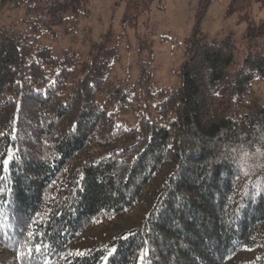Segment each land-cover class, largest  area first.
Instances as JSON below:
<instances>
[{"label":"trees","instance_id":"1","mask_svg":"<svg viewBox=\"0 0 264 264\" xmlns=\"http://www.w3.org/2000/svg\"><path fill=\"white\" fill-rule=\"evenodd\" d=\"M212 1L196 4L179 84L157 89L146 35L133 82L110 75L111 29L89 60L38 44L54 27L75 33L90 0H0L42 10L0 27V264H140L145 252L151 264H264V103L246 100L264 80V17L211 41L200 25ZM252 1L228 0L225 16L246 20ZM160 2L116 0L122 29Z\"/></svg>","mask_w":264,"mask_h":264},{"label":"rangeland","instance_id":"2","mask_svg":"<svg viewBox=\"0 0 264 264\" xmlns=\"http://www.w3.org/2000/svg\"><path fill=\"white\" fill-rule=\"evenodd\" d=\"M116 0H90V15L82 21L73 34H63L59 28H52L49 33L38 37V44L49 46L59 56L64 49L75 52L80 59L89 60L92 47L101 36L111 29L114 37L119 39V58L110 75L118 79L129 77L133 82L138 75V61H147V54H139L136 40L146 35L152 41V84L155 88L168 89L178 85L174 71L184 62L182 41L190 34L193 16L198 0H161L162 8L153 7L151 11L138 19L137 29H122L120 25L122 7L115 9ZM228 0L211 2L204 20L200 25L201 34L211 41H218L228 34L240 40L248 21L257 23L264 17V10L258 8L253 0L247 9L246 20L237 14L225 16ZM30 9V12H28ZM42 10L35 4L24 3L19 7L7 4L0 7V27L9 28L37 15ZM163 41H160L163 38ZM264 43V35L259 39ZM248 107L264 103V80H256L252 84V92L246 97ZM142 206L132 213L139 215ZM147 253L140 256V264H151ZM146 256V258H145Z\"/></svg>","mask_w":264,"mask_h":264},{"label":"snow or ice","instance_id":"3","mask_svg":"<svg viewBox=\"0 0 264 264\" xmlns=\"http://www.w3.org/2000/svg\"><path fill=\"white\" fill-rule=\"evenodd\" d=\"M10 159L11 157L9 156L8 158L4 159L2 161L3 165H4V168L6 169L9 162H10ZM247 173H245L246 175ZM40 223V221L36 220V219H32L30 218L29 222H26L25 225H24V231L27 232V235L29 236V238H32V237H35L37 235H39V232L34 230L38 224ZM44 247H51V245H46V244H43V245H39V246H36L35 247V252L36 253H40ZM115 250H112L110 251L109 255L112 254V252H114ZM33 252V248H29L28 249V254L31 255V253ZM78 255H83L82 253H77Z\"/></svg>","mask_w":264,"mask_h":264},{"label":"bare ground","instance_id":"4","mask_svg":"<svg viewBox=\"0 0 264 264\" xmlns=\"http://www.w3.org/2000/svg\"><path fill=\"white\" fill-rule=\"evenodd\" d=\"M147 256V255H146ZM146 256H145V258H146ZM147 259V258H146Z\"/></svg>","mask_w":264,"mask_h":264}]
</instances>
